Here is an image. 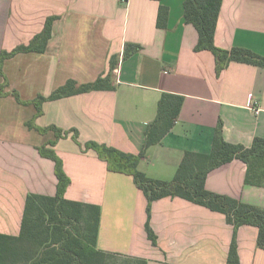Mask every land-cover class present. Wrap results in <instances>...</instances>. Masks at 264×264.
Returning <instances> with one entry per match:
<instances>
[{
  "label": "crops",
  "instance_id": "0c3cea01",
  "mask_svg": "<svg viewBox=\"0 0 264 264\" xmlns=\"http://www.w3.org/2000/svg\"><path fill=\"white\" fill-rule=\"evenodd\" d=\"M162 3L169 8L165 27L157 24V0H0V51L30 43L49 16H58L44 52H22L4 62L0 233L21 234L29 194L56 195L55 161L40 151L48 146L71 179L65 198L101 207L98 249L147 264H228L234 229L225 214L181 197L155 200L154 245L146 230L147 198L133 176L109 170L95 150L85 149L86 142L95 141L139 153L165 92L184 100L173 128L139 162L149 177L171 180L186 151H211L220 120L231 143L251 147L255 137H264V66L231 61L217 75L214 53L194 49L198 32L185 22L184 0ZM215 41L221 48L245 47L264 56V0H223ZM127 43L138 50L126 56ZM107 75L111 88L43 102L36 123L76 129L78 141L73 132L56 140L53 130L28 127L36 106L11 93L33 100L68 80L80 85ZM246 170V162L234 159L209 171L206 185L211 192L264 206V186L248 184ZM237 238L240 264H264L257 227L241 225Z\"/></svg>",
  "mask_w": 264,
  "mask_h": 264
},
{
  "label": "trees",
  "instance_id": "16d2710c",
  "mask_svg": "<svg viewBox=\"0 0 264 264\" xmlns=\"http://www.w3.org/2000/svg\"><path fill=\"white\" fill-rule=\"evenodd\" d=\"M161 2L158 16V26L165 27L169 8ZM223 0H184V19L191 23L198 32V42L195 51L210 50L215 55L216 72L220 75L231 62H245L252 65L264 66V56L245 47L225 49L215 44V35ZM58 16H49L44 29L36 34L28 44H20L14 49L0 51V95L8 92V85L3 66L6 59L22 52H44L52 36L53 23ZM139 45L127 43L125 55L136 52ZM116 66L112 58L111 70ZM111 88L110 77L100 76L95 81L78 84L68 80L51 95L38 96L33 100H22L17 91L11 93L24 104H34L37 112L27 126L40 133L53 130L56 140L73 132V138L78 141L76 129L63 130L56 125L39 126L36 118L43 112L42 105L46 100L67 97L91 90ZM184 98L180 95L165 92L158 102L157 115L145 133V143L137 154L125 152L107 144L89 141L85 149H93L98 156L106 161L111 171L132 175L136 186L143 191L147 198L146 230L154 245H157V235L151 226L152 205L155 200L164 197H181L193 203L203 205L212 211L226 215L229 223L233 224L234 235L230 244L228 264H240L238 251V229L241 225H252L258 228V246L264 248V206L230 197V195L211 192L206 185L209 171L214 170L234 159H241L247 164L246 182L264 186V137H255L251 147L234 144L223 136V123L220 120L213 138L212 149L208 153L186 151L184 157L171 180L157 179L147 176L138 168L140 160L145 156L146 149L157 144L167 135L178 120ZM56 140L49 145H55ZM41 154L55 161V171L58 178L55 196L29 194L23 220L22 232L19 236L0 233V264H19L15 258L30 254V260L24 264H103L109 253L98 249L97 239L101 207L79 201L68 200L65 193L71 179L64 170L62 159L55 150L43 146ZM147 264L144 259H139Z\"/></svg>",
  "mask_w": 264,
  "mask_h": 264
},
{
  "label": "rangeland",
  "instance_id": "374dc122",
  "mask_svg": "<svg viewBox=\"0 0 264 264\" xmlns=\"http://www.w3.org/2000/svg\"><path fill=\"white\" fill-rule=\"evenodd\" d=\"M30 254L23 255L21 257L15 258V262L19 264H24L29 262ZM103 264H142L138 258L132 256H122V255H109L103 261Z\"/></svg>",
  "mask_w": 264,
  "mask_h": 264
},
{
  "label": "built area",
  "instance_id": "2783aa9c",
  "mask_svg": "<svg viewBox=\"0 0 264 264\" xmlns=\"http://www.w3.org/2000/svg\"><path fill=\"white\" fill-rule=\"evenodd\" d=\"M124 2H127L128 0H123ZM259 109H257V111H258Z\"/></svg>",
  "mask_w": 264,
  "mask_h": 264
}]
</instances>
